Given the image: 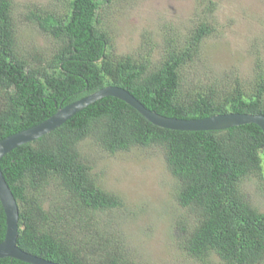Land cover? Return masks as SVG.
Returning <instances> with one entry per match:
<instances>
[{"label":"trees","instance_id":"trees-1","mask_svg":"<svg viewBox=\"0 0 264 264\" xmlns=\"http://www.w3.org/2000/svg\"><path fill=\"white\" fill-rule=\"evenodd\" d=\"M111 1L67 0L62 13L27 5L20 16L51 41L28 49L19 43L17 1L0 0V140L108 85L127 89L169 117L264 114L263 59L248 88H220L221 78L188 85L183 71L214 31L208 18L196 20L186 34L163 33L164 52L152 66L150 53L137 60L113 54L112 37L103 27ZM85 141L109 153L138 146L162 151L176 181L171 193L183 209L171 238L194 260L264 264V211L243 190L244 181L256 177L257 192L264 195L262 128L256 123L220 130L164 128L110 95L1 158L19 207L21 249L58 264H140L120 239L122 231L105 228L100 215L122 207L124 200L98 184L81 149ZM5 233L0 200V242ZM0 264L32 263L0 257Z\"/></svg>","mask_w":264,"mask_h":264},{"label":"rangeland","instance_id":"rangeland-1","mask_svg":"<svg viewBox=\"0 0 264 264\" xmlns=\"http://www.w3.org/2000/svg\"><path fill=\"white\" fill-rule=\"evenodd\" d=\"M15 1L19 43L28 49L51 44L20 15L32 4L62 13L67 0ZM200 18H208L214 31L203 39L200 56L183 71L188 85L221 78L220 88H248L258 59L264 60V0H112L105 8L103 27L112 37L116 57L131 55L137 60L150 53L154 66L164 52L162 34H186ZM81 149L92 162L91 172L98 184L123 198L122 207L100 216L105 219V228L108 225L122 231H117L120 239L140 264H202L171 238L174 221L183 209L175 203L172 193L176 181L162 151L138 146L109 153L93 141L83 142ZM257 183L258 179L251 177L244 181L243 190L264 211V195L257 192Z\"/></svg>","mask_w":264,"mask_h":264},{"label":"water","instance_id":"water-1","mask_svg":"<svg viewBox=\"0 0 264 264\" xmlns=\"http://www.w3.org/2000/svg\"><path fill=\"white\" fill-rule=\"evenodd\" d=\"M118 97L139 111L146 119L155 125L179 130H220L233 126L256 123L264 132V114L226 112L212 116L182 119L169 117L147 108L130 91L118 85H108L94 91L70 104L59 107L57 111L44 121L9 135L0 140V160L14 148L36 140L60 126L79 110L104 96ZM0 200L6 213V233L0 242V257H13L32 264H58L40 256L28 253L17 245L19 229V207L17 200L8 185L0 168Z\"/></svg>","mask_w":264,"mask_h":264}]
</instances>
